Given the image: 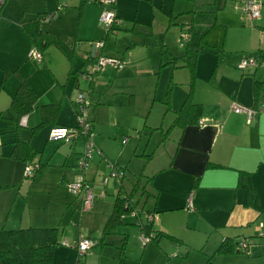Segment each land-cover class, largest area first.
Wrapping results in <instances>:
<instances>
[{
    "label": "crops",
    "instance_id": "0c3cea01",
    "mask_svg": "<svg viewBox=\"0 0 264 264\" xmlns=\"http://www.w3.org/2000/svg\"><path fill=\"white\" fill-rule=\"evenodd\" d=\"M6 1L7 0H5V2ZM200 1L201 3H210L211 1L216 2L217 0ZM225 1L226 0H222V4L218 5V9L224 6ZM244 1L258 2L260 4V15L258 18L252 19L244 10L242 11H244L245 14H240L239 12V16L244 17L243 22L249 21L250 24L243 27V29H247L246 34H239L242 38L241 42H239L242 43V47L240 44L238 48H240L242 54L233 57L230 61L235 65L239 63L243 54L251 55L256 52L264 53V0ZM91 5L92 3H84L80 22L84 24H90L92 22V25L96 26L98 24L99 14L105 7L96 4V7L92 10ZM38 13L40 15V11ZM117 15L120 17L127 16L126 12L119 4ZM37 17L38 16L23 17V19L10 20L5 17L1 18L0 16L2 21L0 23V50L3 48L7 49V47H5V40L8 42V47L13 50L11 55L9 54L7 58L0 56V70L4 68L0 76V116H3V110L10 106L9 101L19 84L17 73H14L17 78L12 76L6 81L5 79L7 77L2 80L4 70L17 68L20 75L27 80L37 96L36 104L27 114L24 125H19L16 122L13 113L9 109L11 116L9 115L8 118L13 117L15 120L14 128L7 131L14 133L11 137L12 140H10L12 146L17 139H29L33 146L31 137L28 138V135L31 134L29 136H32L33 133H31L30 128L40 123V106L45 103L59 105L55 120L43 124L48 132L54 125L74 126L75 123H73L69 116L61 114V104H64L63 99L60 97L59 100H55L54 98L57 96V92L52 91L51 94V92H48V89L57 88L56 83L60 82L63 76L67 79L68 75L71 73L79 75L80 77L84 76V73H88L87 67L94 62V60L88 61V65L86 66L84 64V58L88 56V54L93 56L97 50L96 46L95 51H92L93 44L101 40L104 36L98 27H94V30L92 29L93 33L94 31L97 33L95 35H87L85 31L80 32V34L77 33L74 36V40L80 37V39L78 38L79 40L88 41L91 50L90 52L84 50L82 52L83 54H80V59L72 60L73 53L71 52H74L72 51V47H70V45L58 34L43 29L42 22V30L59 37L69 53L62 51V49L55 44H50L41 50L42 61H36L34 69L46 70L47 68L50 72V84L47 89L39 91L35 89L34 84L31 83L29 77L24 72L25 70L23 71L21 68L26 60L30 59L28 58V52L33 47L32 41L23 30L22 25ZM140 19L141 18H139V20ZM138 22L150 24L152 31L155 34H159V31H157L154 26L153 20H140ZM84 45L82 46V44H80V48L83 49L85 47ZM49 46L56 47L63 57L65 55L66 58L64 59L66 62L60 60L59 66L54 65L49 56V54H53V52L44 53V50ZM131 59L134 58L132 57ZM68 60H70L71 64H68ZM160 61L164 62L162 60ZM167 62L168 61H165L164 64H170ZM171 67L174 68L173 66ZM229 70L232 72V75H230L235 84L232 83L227 86L225 82L214 73L207 83L201 84L196 80L195 63L194 74L190 76L188 89L184 91L180 90L175 94L172 93L171 97H169L168 110L164 104L167 97L163 99L165 107L163 114L165 115L170 112L172 115V117L168 119L170 120L168 125L165 126L163 124L164 120H161V122L157 124L154 123V125H146L147 122L145 119L144 126H146L148 130L142 128L140 131L148 137L146 136L145 140L137 137L138 139L135 140L137 141L135 144L127 143L122 146L120 141L124 140V137H131L130 134L132 130H138L137 126L139 125V121L134 118L140 119L143 111L139 113V118L135 117V112H129L128 108L126 113H116L115 108H113L115 102L112 100H104L100 104L108 106L109 109L106 118L100 119L96 113L97 108H94L93 116H90L89 119L93 126V142L96 148L94 154L92 153L91 163L88 164L82 174H77V172L73 170L77 159L82 154L81 150L77 149V141H75L72 144L68 143L69 146H66V150L61 152V159L58 161V164L65 168V170H63L62 180L65 175H67L66 167H73L70 173L71 179L83 181L89 188L96 192L94 200L95 198L97 199V197L99 198V194L101 193L109 194L113 192L110 213L109 215H107L108 213L106 212H102L99 215L96 213L95 208L99 205L97 199L96 206L92 205L89 209L93 211L92 214L88 215V217L90 216L96 219V226L93 229H87L85 226H82L79 233L83 234V236L81 235L78 237L73 245L68 237L67 241L63 242V240H61L62 237L60 238L59 236L60 243L53 248L51 261L48 263L40 262L35 264H141L136 257L126 255L128 234L125 230L116 231L117 229H115L111 234L101 238L102 228L112 212L115 195L119 190L120 183L119 179L117 182L111 178H108L107 182L104 183L99 172H107L105 162L103 161L106 159L113 164L111 167L117 168L122 172L124 171L125 176L127 166H129L126 162L128 156L139 157L135 160V162L139 161V163L135 165H138L140 169L138 172H133L134 179L128 186L123 185L122 180L123 190L127 193L131 192L132 182L138 176H142L141 183L142 186L145 187V190L143 191L141 189L136 192V194L139 193L140 197L145 195V199L150 196L153 198V209L147 211L156 213L163 211L196 210V212L203 211L215 215L214 220H211L215 234L210 242V248H206L207 245L198 246L201 253L203 251V258L198 264H203L209 255H213L224 239L240 237L246 239L250 254L236 252L230 255H213V260L220 264H264V238H261V233L264 229L260 226V232L257 229L259 227L255 225L257 221L260 222V224H264V55H262V59L255 68L238 71L233 65L232 67L230 66ZM128 71L129 68L127 71L123 69L121 72L125 73ZM117 72L118 71H112L110 68L106 67L101 73H103L104 76H112L114 78L117 76ZM256 81L258 82V87L257 93L255 94L254 82ZM169 82L172 83L171 80H169ZM190 88L192 101L201 105L198 122L187 124L183 128L178 126L170 127L175 118V112L181 107ZM168 90H171V87L170 89L168 88ZM79 91L82 92L84 90L79 88ZM105 95H108V93H105ZM103 99H107L106 96H104ZM93 100V98H90L89 102L92 103ZM59 102L61 104H59ZM120 102H123V100ZM133 102V93H130L127 103L132 104ZM232 102H236L243 106L256 107L258 109L250 123L246 122V118L243 114H238L231 110L230 106ZM143 116L146 118L147 115ZM43 125L38 127V129ZM19 127L24 129L19 131ZM175 129L177 132H173L171 135L172 131ZM167 130L166 140L161 142L160 140ZM23 133H25V135H23ZM168 139L169 142L166 143ZM46 141H48V139H45V143ZM112 143L115 144L114 147L116 146L117 148L116 153H113L112 148H110ZM162 145H164V148H161ZM148 147H151L152 150L148 149ZM0 154L6 156L8 153L5 154L4 152H0ZM147 154L151 155L148 160L143 156ZM113 156L116 161H113ZM15 168L21 173V167L10 161L7 168L8 173L11 175ZM239 172L248 174L247 185L249 189L238 185ZM97 175H99L98 178H96ZM108 190H110V192ZM18 192H20V187L17 188L15 182L7 183L4 187L0 188V228L16 229L29 226H52L59 228V225H62V223L51 226L23 225L21 224V218H19L20 221L16 224V217H18V215H13V210L15 209V200L18 197ZM135 199L138 201L137 198ZM140 207L144 209L145 206L143 204ZM24 209L25 204L21 208L22 212ZM10 211L13 215L11 218H9ZM21 214L23 216V213ZM80 221L82 222V219H79V222ZM125 223L128 224L126 221ZM212 228L210 231H212ZM64 229L65 228H62L60 230L59 228V233L62 232L63 234ZM158 230L184 241L174 233L165 231L161 227ZM115 232L117 233L116 236L112 235ZM256 232H258V235ZM69 235L72 236L70 233ZM80 238H89L92 242L95 239L90 250L83 254L79 253L76 248V244ZM65 243H67V245ZM122 245L123 249H121ZM187 246L192 248L190 245Z\"/></svg>",
    "mask_w": 264,
    "mask_h": 264
},
{
    "label": "rangeland",
    "instance_id": "374dc122",
    "mask_svg": "<svg viewBox=\"0 0 264 264\" xmlns=\"http://www.w3.org/2000/svg\"><path fill=\"white\" fill-rule=\"evenodd\" d=\"M102 1V3H98L97 5H102L105 8L99 14L98 24L96 26L92 25V22L90 24H84L80 22V19H77V8L75 6L79 4L80 0H7L0 9L1 18L5 17L10 20L23 19V17H35L39 15V11L40 15H45L48 12L51 15V19H43V29L58 34L72 47V50L76 53L73 55L72 60L80 59V54H83L82 52L84 50L86 52H90L91 50L88 41H81L79 40L80 37L74 40V36L77 33L80 34V32L85 31L87 35H95L97 33L95 31L93 33L92 29L94 30V27H98L103 35L105 34V25L101 22V17L105 11H108L109 7H114L113 11L117 14L118 4L121 5L127 16H117L124 23L130 24L131 20L154 21V26L159 31L158 33L162 34L163 46H136L125 51L121 55V62L123 63V69L127 71L129 68L128 72L122 73V67L114 68V66L107 64V68H110L112 71H118L116 77H107L98 71L92 74L98 62V59H96L87 67L89 74H84V76L80 77L79 75L71 73L67 79L63 76L60 82L56 83L57 88L48 89V92H51V94L52 91L57 92V96L54 98L55 100H59L60 97L63 99L64 104L59 102L61 104V114L69 116L73 123H75L74 125L78 124V118L71 110L70 100L76 101L78 92H81L79 88L84 90L82 93L86 98V117L88 120L90 116H93L94 108H97L96 113L100 119L106 118L109 107L100 104L104 100H112L115 102L113 108H115L116 113H126L128 108L129 112H135V117L139 118V113L143 111L140 119L134 118L139 121V125L137 126L139 131L134 129L130 134L131 137H124V140L120 141L122 146L127 143L135 144L137 142L135 140L138 139L137 137L143 140L146 139L147 135L140 131L142 128L148 130L144 126L145 119L147 122L146 125H154V123H160L161 120H164L163 124L165 126L168 125L170 122L168 119L172 115L170 112L165 115L163 114L165 108L163 99H166L168 95L171 97L172 93L175 94L180 90H187L192 73L189 66L172 68V65L164 63L165 61L172 60V58H178L176 59V63L181 64L179 57L185 52L186 48L191 49L195 46L203 47V50L198 53L196 60V80L199 83H207L214 73L227 86L232 83L235 84L234 80H232V72L229 70L230 66L232 67L234 65L235 69L238 71L241 70L237 66L238 63L235 65L230 61L233 57L242 54L240 48H238L240 44L242 47V43H239L242 40L239 34H246L247 29H243V27L250 24L249 21L243 22L244 17L239 16V12L243 14L245 11L244 0H226L224 6L220 9H218V5L222 4V0H217L216 2L211 1L210 3H201L200 0ZM91 6V9L94 10L96 4H92ZM139 18L141 19L139 20ZM129 38H131V35L125 30L111 32L109 34V39H112L118 44L124 43ZM4 42L7 49L3 48L0 50V56L7 58L13 50L8 47L7 40ZM80 44L82 46L84 44L86 45L82 49L80 48ZM50 51L53 52L49 56L54 65L59 66L60 60L66 62L64 59L66 56L64 55L63 57L56 47L49 46L44 50V53ZM244 56L246 54H243L241 59ZM132 57L134 59H131ZM35 62L34 59H27L21 68L23 71L25 70L24 72L29 77L31 83L34 84L35 89L39 91L47 89L50 84V72L47 68L46 70L34 69ZM68 64H71L70 60H68ZM3 69L0 70V76ZM12 76L16 77L14 73H11L5 81ZM169 80H171L173 85ZM170 87L171 90L167 94L168 88ZM105 93H108V95H105ZM130 93H133L134 97L132 104L127 103ZM104 96L107 99H103ZM90 98L94 99L92 103L89 102ZM121 100L123 102H120ZM2 115L0 116V152L9 154L12 148L10 140H12L11 137L14 133L7 131L14 128L15 120L13 117L8 118L9 115L11 116L9 107L3 110ZM143 115H147L146 118ZM21 129L23 130L24 128H18L19 131ZM173 132H177L176 129L172 131L171 135ZM29 135L28 138L31 137V142L37 150L36 165L40 167L33 178L23 176L16 168L10 175L7 169L10 161L0 159V184L15 182L17 188L20 187V192L17 193L18 197L15 200V209L13 210V215H18L16 217V224L20 221L19 218L22 219L21 224L23 225L51 226L62 223V225H59L60 230L62 228L65 229L63 234L62 232L59 233V236L60 238L62 237L61 240L63 242H66L68 237L73 245L78 237L83 236V234L79 233L80 228L85 226L87 229H93L96 226V219L90 216L88 217L93 211L89 209L83 210L80 202L81 196L75 195L67 186L69 182H77L71 179L70 173L73 167H66L67 175L62 180L63 170L65 168L59 166L58 161L61 159V152L66 150V146L69 145L63 140L49 139V132L45 125L37 129L32 136ZM45 139H48L46 143ZM168 142L169 139L166 143ZM114 145L112 143L110 148H112L113 153H116L117 148ZM163 146L161 148H164ZM77 149L81 150V153L85 151V142L82 139L77 140ZM148 149L152 150L151 147H148ZM94 152L92 153L94 154ZM138 158V156L127 157L126 162L129 166H127L126 175L122 178L123 185L128 186L131 184L130 182L134 179L133 172H138L140 169L138 165H135L139 163V161L135 162ZM103 161L107 168L106 173L99 172V175L103 178V182L106 183L108 178L118 182V178L111 175V166L113 164L106 159ZM113 161H116L114 156ZM73 170L77 174H82L84 171L76 167ZM121 173H124V171H121ZM108 191L110 192V190ZM112 193H101L99 194L100 197H97L98 200L96 198L95 200L93 199L94 206L99 201L98 207L95 208L98 215L102 212H106L109 215L113 200ZM93 194L95 197L96 192ZM134 198H137L139 201L138 207L143 204L145 206L139 218L132 214H127L125 221L128 224H120L116 228V231L125 230L128 234L126 255L136 257L141 264H165L168 261L172 264L200 263L203 258V251L201 253L198 248L202 245H207L206 248H210V242L215 234V230L213 231L212 228L213 223H211V220L215 218L214 214L203 211L196 212V210L147 213V210L153 209V198L150 196L145 199V195L140 197L139 193ZM24 204L25 209L22 212L21 208ZM21 213H23V216ZM9 214V218H11L13 216L12 212ZM149 217H152V221H150ZM79 219H82V222H79ZM136 219L137 221H135ZM134 221L139 223L135 224ZM255 225L259 227L257 229L261 232L260 222L257 221ZM160 227L183 239L185 241H183L184 244L172 243L167 238H161L157 244L150 241V235L148 234L151 229H160ZM211 228L212 231H210ZM256 233L258 235V232ZM116 234L115 232L112 235L116 236ZM142 235L146 238L148 237L149 241L144 243L141 239ZM93 242H95V239ZM185 243L192 248L187 251L188 246ZM65 244L67 245V243ZM185 251H187L186 255H184Z\"/></svg>",
    "mask_w": 264,
    "mask_h": 264
},
{
    "label": "trees",
    "instance_id": "16d2710c",
    "mask_svg": "<svg viewBox=\"0 0 264 264\" xmlns=\"http://www.w3.org/2000/svg\"><path fill=\"white\" fill-rule=\"evenodd\" d=\"M4 2L5 1L0 2V9L3 6ZM85 2L92 3V4H98V3H102L103 1L102 0H80L79 4L75 6L77 8V19L78 20L80 19L82 7ZM109 9L108 11H112L114 13L113 11L114 7H109ZM46 14L48 13H45V15H38L37 18L32 19L22 25L23 30L26 32V34L31 39L33 47H36L41 52V50L44 49L46 46L50 44H55L58 47H60L62 51L69 53L64 43L59 39V37L42 30L41 24ZM1 22L2 21L0 19V23ZM119 30L128 31L131 35V38H129V40H127L126 42L119 43V44L113 41L112 39H109V34L111 32H116ZM97 42H101L102 45L97 47V50L93 54V56L88 54V56L84 58V61H85L84 64L86 66L88 65L87 63L88 61L99 59L100 56H108V57L115 58L121 61L122 60L121 55H123L125 51L135 46H138V45L145 46V47H153V46L162 47L163 46L162 34H155L152 31L150 24L141 23L135 20H131L130 24L124 23V21L120 20V18L117 16L116 13H114L113 21L109 25L105 26V34L103 38L101 40H98ZM202 50H203V47L201 46H195L194 48H191V49L186 48L184 54L179 57V59L181 60V64L176 63L177 62L176 59L178 58H172V60L168 61L167 63L172 64V66L176 68L189 66L192 74H194L193 72H194L197 55ZM111 51L115 54L114 56ZM71 53H73L74 55L75 52H71ZM256 53L251 54V56H254L259 63L264 53L262 52H256ZM114 68L116 67L114 66ZM104 69L102 71L93 70L92 74H94L96 71L103 72ZM11 73H17L19 77V84H18V87L14 95L11 97L9 109L13 113L16 122L19 125H21L20 119L23 116L27 115L34 108L36 104L37 96L34 90L32 89V87L30 86V84L27 82V80L23 76L20 75L17 68L4 70L3 75H2V80H4L5 77H7ZM84 74L87 75L89 74V72L84 73ZM257 85H258V82L257 81L254 82V93L255 94L257 93V87H258ZM169 91L170 90H168V93ZM79 94L83 95L84 100L86 99L85 95L82 92H79ZM164 104L166 105L167 107L166 109L168 110L169 95L167 97V100L164 101ZM70 105H71V109L74 115L78 116L79 115V110H78L79 105L77 104V102L70 100ZM58 109H59L58 104H54V103L42 104L40 106V115H41L40 123L36 125L35 127L30 128L31 133H34V131H36L38 127H40L41 125L48 123L49 121L50 122L54 121L57 115ZM200 110H201V105L192 101L191 88H190V91L187 97L185 98V100L183 101L181 107L175 112V118L170 127L178 126V127L183 128L187 124L198 122V119L200 117ZM89 122L91 123L90 120ZM91 127L93 129L92 123H91ZM167 132L168 130L163 134L160 140L161 142H164L166 140ZM36 153H37V150L31 145L29 139H17L14 141L10 153L6 156L0 154V159L5 158L11 162L16 163L17 166L21 167L22 175L25 176L24 166L27 163H37ZM143 156L147 160L151 157L150 154L143 155ZM39 169L40 167L35 168L29 177L33 178L36 175V173L39 171ZM115 169L117 172H121L119 169L117 168ZM123 176H124V173H122V176L118 178L120 187H119L117 194L115 195L112 212L102 228L101 238H103L106 235L111 234L117 228L118 225L124 224L125 216L127 214H130V212L133 209L137 208V211L140 214L143 211V207H138V201L134 198L136 192H138L141 189L143 191L145 190V187H143L141 183L142 176H138L135 179V181L132 182V190L129 193L123 190V187H122ZM247 177H248L247 173L239 172L238 185L249 189L247 185ZM4 185L5 184H0V188L4 187ZM125 203H128L127 207L125 206ZM146 212L153 213L149 211H146ZM140 214H138L137 216L138 218ZM135 221H137V219ZM135 223H139V222H135ZM148 235H150V241L156 244L159 242L161 238H167L172 243L179 244V245L183 243L182 240L168 233H165L161 230H158V229L152 228ZM242 239L245 240L246 242V239L244 237L224 239L222 243L217 247L213 255H230L236 252H242V253L247 254V250L241 249L239 247ZM59 243L60 242H59V228L58 227L29 226V227H23V228L19 227L16 229H6L4 227H1L0 228V264H35V263H40V262L48 263L51 261L53 248L59 245ZM123 245L121 249H123ZM246 246L248 248V244ZM189 249L190 248L187 247V251ZM187 251L184 252V255L187 254ZM213 255H209L203 264H220V263H216L213 260ZM165 264H172V263L168 261Z\"/></svg>",
    "mask_w": 264,
    "mask_h": 264
},
{
    "label": "built area",
    "instance_id": "2783aa9c",
    "mask_svg": "<svg viewBox=\"0 0 264 264\" xmlns=\"http://www.w3.org/2000/svg\"><path fill=\"white\" fill-rule=\"evenodd\" d=\"M3 1L5 0H0V2ZM244 10L248 14V16H250V18H258L260 15V4L254 1H245ZM44 18L45 20L51 19V15L47 14L46 16H44ZM113 19L114 13L112 11H105L101 17V22H103L104 25L107 26L113 21ZM95 44L97 47L102 45L101 42H95ZM28 56L29 58H32L38 62L42 61V54L36 47H32L29 50ZM107 64L114 65L116 68H121L123 66V63L115 58H111L108 56H100L94 70L102 71ZM258 64L259 63L254 56L246 55L240 60L237 66L240 70L244 71L248 68H255L258 66ZM76 102L79 105V115L77 116L78 124H76V126H52L49 130V139L63 140L67 143H72L78 139H82L85 142V151L77 159L75 167L84 170L91 161L92 152L95 151L96 148L93 142V129L91 127V123L86 118L87 103H85L82 94L77 95ZM230 107L231 110L235 113L243 114L246 118L247 123H250L252 121L258 111L256 107L243 106L236 102H232ZM25 121L26 116H23L20 119V124L24 125ZM36 164L37 163H27L24 166V175L26 177L30 176L33 170L38 167ZM111 175L119 178L122 176V173L117 172L114 167H111ZM67 186L69 190L75 195L81 196V204L83 210H88L92 207L94 199L93 191L83 181L69 182ZM125 206L127 207L128 203H125ZM130 214L138 216V214L140 213L137 211V208H135L130 212ZM149 219L152 220V217H149ZM260 226L262 227V229H264V224L261 223ZM261 236L264 237V230H262ZM141 239L144 243L149 241V238H146L144 235H142ZM246 245L247 244L245 240L242 239L239 247L241 249L247 250V254H250ZM76 246L79 253L83 254L90 250V248L92 247V241L89 238H80Z\"/></svg>",
    "mask_w": 264,
    "mask_h": 264
},
{
    "label": "water",
    "instance_id": "95a60500",
    "mask_svg": "<svg viewBox=\"0 0 264 264\" xmlns=\"http://www.w3.org/2000/svg\"><path fill=\"white\" fill-rule=\"evenodd\" d=\"M96 49V44H93L92 51H95Z\"/></svg>",
    "mask_w": 264,
    "mask_h": 264
},
{
    "label": "clouds",
    "instance_id": "9594fccd",
    "mask_svg": "<svg viewBox=\"0 0 264 264\" xmlns=\"http://www.w3.org/2000/svg\"><path fill=\"white\" fill-rule=\"evenodd\" d=\"M26 116V115H25Z\"/></svg>",
    "mask_w": 264,
    "mask_h": 264
}]
</instances>
